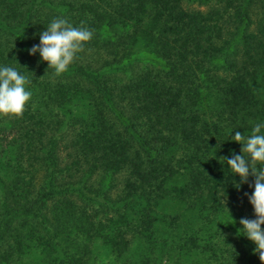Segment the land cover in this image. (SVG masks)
Here are the masks:
<instances>
[{"label": "trees", "instance_id": "obj_1", "mask_svg": "<svg viewBox=\"0 0 264 264\" xmlns=\"http://www.w3.org/2000/svg\"><path fill=\"white\" fill-rule=\"evenodd\" d=\"M55 18L93 32L59 76L29 52ZM5 66L0 264H262L223 157L264 124V0H0Z\"/></svg>", "mask_w": 264, "mask_h": 264}, {"label": "clouds", "instance_id": "obj_2", "mask_svg": "<svg viewBox=\"0 0 264 264\" xmlns=\"http://www.w3.org/2000/svg\"><path fill=\"white\" fill-rule=\"evenodd\" d=\"M92 37L91 30L74 27L67 19L55 18L48 25L47 30L40 34V44L34 45L29 52L31 55L39 52L43 61L48 62L49 68H53L54 74L59 76L68 69L76 54L83 50L84 44ZM28 83H30L28 78L13 67H0V115L23 114L32 96V93L25 88ZM262 128L264 124H256L248 136L236 131L232 139L243 145L241 149L243 154L233 153L230 158L223 157V159L231 171L240 176L242 183H248L250 175L255 177L254 192L245 195L254 207L256 218H241L239 223L243 225L240 232L243 231V235L256 245L254 254H258L264 264V227H262L264 226V167H258L264 165ZM236 187L239 189L240 184Z\"/></svg>", "mask_w": 264, "mask_h": 264}, {"label": "rangeland", "instance_id": "obj_3", "mask_svg": "<svg viewBox=\"0 0 264 264\" xmlns=\"http://www.w3.org/2000/svg\"><path fill=\"white\" fill-rule=\"evenodd\" d=\"M62 147H63V145H61V149H62ZM61 155H63V154H61ZM116 183L119 184V185L121 184V176H119L117 178Z\"/></svg>", "mask_w": 264, "mask_h": 264}]
</instances>
